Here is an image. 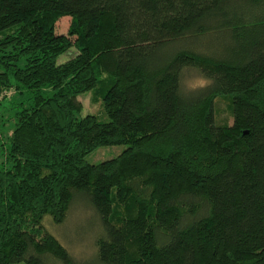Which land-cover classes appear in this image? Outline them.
Instances as JSON below:
<instances>
[{
  "label": "trees",
  "instance_id": "16d2710c",
  "mask_svg": "<svg viewBox=\"0 0 264 264\" xmlns=\"http://www.w3.org/2000/svg\"><path fill=\"white\" fill-rule=\"evenodd\" d=\"M95 90L105 121L80 114ZM1 93L0 264H85L42 226L77 193L95 264H264V0H0Z\"/></svg>",
  "mask_w": 264,
  "mask_h": 264
},
{
  "label": "rangeland",
  "instance_id": "374dc122",
  "mask_svg": "<svg viewBox=\"0 0 264 264\" xmlns=\"http://www.w3.org/2000/svg\"><path fill=\"white\" fill-rule=\"evenodd\" d=\"M70 23L69 16H61L55 23L56 33H67ZM76 49L72 46L67 51L57 56L56 62L61 63L75 53ZM183 83L186 88H195L206 83V80L194 69H187L183 74ZM95 91H85L78 95L82 103L81 115L87 113L98 116L100 120H107L103 110L99 94ZM0 94V130L7 131L12 125V120L8 119L11 112L7 104L9 101H2ZM6 100L10 99L12 91L6 94ZM20 96V95H19ZM19 96L13 100H19ZM21 99V98H20ZM12 100V101H13ZM214 120L216 124L228 125L232 123V110L230 108L229 97H219L214 103ZM5 124V125H4ZM4 126V127H3ZM126 148L124 144L99 146L85 156L89 163L100 161L117 156ZM42 226L53 235L73 256V258L85 264H95L94 256L96 253L95 242L103 234V227L98 215L83 194H74L66 213V217L61 223H54L49 216H44ZM15 264H25L24 262Z\"/></svg>",
  "mask_w": 264,
  "mask_h": 264
}]
</instances>
